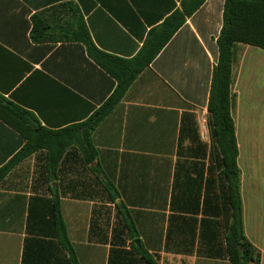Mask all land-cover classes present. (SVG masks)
<instances>
[{"label":"crops","instance_id":"crops-1","mask_svg":"<svg viewBox=\"0 0 264 264\" xmlns=\"http://www.w3.org/2000/svg\"><path fill=\"white\" fill-rule=\"evenodd\" d=\"M224 3L206 0L97 126L98 173L76 145L56 178L45 151L9 173L0 184V264H73L57 235L55 192L77 264H232L228 182L208 112ZM71 7L100 50L132 58L181 0H0V94L51 130L88 120L117 85L83 44L32 42L34 15ZM235 53L243 228L264 264V49L239 44ZM24 145L0 120V168Z\"/></svg>","mask_w":264,"mask_h":264},{"label":"trees","instance_id":"trees-1","mask_svg":"<svg viewBox=\"0 0 264 264\" xmlns=\"http://www.w3.org/2000/svg\"><path fill=\"white\" fill-rule=\"evenodd\" d=\"M205 1L181 0V9L175 10L160 25L152 28L140 51L132 58H121L100 50L76 8L71 7L67 14L59 12L58 17L55 14L48 17L45 12L34 15L31 31L33 43H81L88 57L113 78L117 85L110 97L88 120L61 130L41 126L34 114L0 94V120L25 139V145L0 168V184L15 167L39 151L46 152L49 177L56 178L59 163L67 149L73 145L80 150L84 164L98 173V169L92 166L98 157L92 141L95 129L117 107L137 77L150 66ZM239 44L264 49V0H225L223 25L217 41L218 63L213 71L208 103L213 134L222 150L224 176L228 182L231 221L225 234L227 253L232 264H260V254L247 239L243 228L238 146L232 116L234 97L231 87L237 62L235 48ZM108 189L112 190V187L108 186ZM54 198V223L59 241L69 252L73 264H77L56 192Z\"/></svg>","mask_w":264,"mask_h":264}]
</instances>
